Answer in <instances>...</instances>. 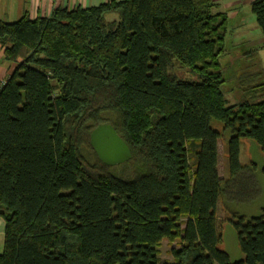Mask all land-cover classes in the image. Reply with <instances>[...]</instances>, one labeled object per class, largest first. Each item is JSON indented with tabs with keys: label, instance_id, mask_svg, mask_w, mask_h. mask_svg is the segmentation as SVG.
<instances>
[{
	"label": "trees",
	"instance_id": "16d2710c",
	"mask_svg": "<svg viewBox=\"0 0 264 264\" xmlns=\"http://www.w3.org/2000/svg\"><path fill=\"white\" fill-rule=\"evenodd\" d=\"M251 8L264 37V0ZM219 10L215 0H109L0 21L2 59L17 64L0 88V264H264V209L234 224L240 262L216 229L219 202L230 212L227 201L253 193L241 139L264 152V101L229 105L222 92ZM104 124L130 148L128 177L90 144ZM165 240H181L173 263L159 259Z\"/></svg>",
	"mask_w": 264,
	"mask_h": 264
},
{
	"label": "rangeland",
	"instance_id": "374dc122",
	"mask_svg": "<svg viewBox=\"0 0 264 264\" xmlns=\"http://www.w3.org/2000/svg\"><path fill=\"white\" fill-rule=\"evenodd\" d=\"M0 21L15 23L24 16L29 9L16 7L14 0H1ZM27 3H25L26 5ZM29 8V7H27ZM228 16V35L225 42V55L220 58V71L223 75L224 85L222 92L229 105H237L244 102L264 101V86L257 90L259 85H264V37L259 28L256 17L249 5L238 4L231 10H222ZM252 78L251 82H248ZM212 128L222 131L223 125L219 121L212 122ZM108 144V141H104ZM225 143L219 142V170L221 177L227 176V162L224 156ZM95 154L98 153L92 146ZM187 144L181 143L179 152L187 167ZM99 158V157H98ZM240 161L250 168L249 176L254 184L252 196H246V192L236 195V198L227 201V212L221 202L217 209V234L222 236L220 250L227 253L231 263H237L244 259L239 244V237L235 223H240L241 218L246 222L261 218L264 209V152L260 145L250 139H241ZM123 162L112 166V173L124 178L131 174V169ZM185 171V170H184ZM128 174V176H125ZM227 209V210H228ZM181 240L174 243L163 241L159 250L161 262H174L172 249L181 247Z\"/></svg>",
	"mask_w": 264,
	"mask_h": 264
},
{
	"label": "crops",
	"instance_id": "0c3cea01",
	"mask_svg": "<svg viewBox=\"0 0 264 264\" xmlns=\"http://www.w3.org/2000/svg\"><path fill=\"white\" fill-rule=\"evenodd\" d=\"M1 1V0H0ZM16 2V9H29L27 11L32 19L37 17H49L54 9L65 8V9H75V8H91L105 3L109 0H14ZM116 2H123L127 0H115ZM254 0H215L219 5V11L231 10L235 5H252ZM25 3H27L25 5ZM0 5L2 3L0 2ZM29 7V8H27ZM26 13V12H25ZM24 13V14H25ZM3 54L0 49V88L6 83L8 78L12 75L13 71L17 67V64H11L2 59ZM4 234H5V221L0 216V250L4 246Z\"/></svg>",
	"mask_w": 264,
	"mask_h": 264
},
{
	"label": "water",
	"instance_id": "95a60500",
	"mask_svg": "<svg viewBox=\"0 0 264 264\" xmlns=\"http://www.w3.org/2000/svg\"><path fill=\"white\" fill-rule=\"evenodd\" d=\"M104 141H108V144ZM90 144L98 153L100 161L110 167L131 159L130 148L112 125H100L93 130L90 135Z\"/></svg>",
	"mask_w": 264,
	"mask_h": 264
}]
</instances>
